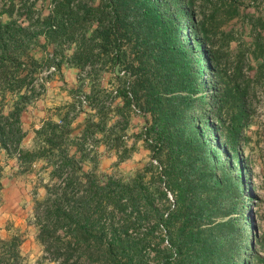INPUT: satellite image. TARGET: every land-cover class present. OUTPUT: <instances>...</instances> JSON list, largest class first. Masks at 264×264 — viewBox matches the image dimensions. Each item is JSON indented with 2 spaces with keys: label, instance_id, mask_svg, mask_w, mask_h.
I'll return each mask as SVG.
<instances>
[{
  "label": "trees",
  "instance_id": "trees-1",
  "mask_svg": "<svg viewBox=\"0 0 264 264\" xmlns=\"http://www.w3.org/2000/svg\"><path fill=\"white\" fill-rule=\"evenodd\" d=\"M71 1L74 0H65V17ZM219 2L215 13L223 8L230 18L239 15L235 0ZM193 3L194 0L186 3L184 0H100L98 7L87 10V15L98 17L96 46L120 50L122 42L112 34L117 25L126 32L136 30V41L145 47L143 66L139 68L142 72L137 70L145 77L135 82L133 97L145 92L148 106L144 113L149 126L145 127L146 139L155 143L159 152L162 143L173 148L178 139V165L162 164V172L152 184L146 183L141 174L125 182L113 175L87 173L83 159L71 151L76 142L71 141L72 123L68 115L62 117L61 123L52 119L44 121L34 131L32 148L23 146L27 133L23 129L22 113L46 90L40 78L41 64L30 55L33 42L41 35L53 42L64 38L68 25L71 23L69 27H73L79 17L67 24L64 17L43 18L38 21L37 32L34 27L3 21V15L16 14V5L0 8V154L4 151L16 161L19 173L29 174L39 165L40 175L45 173L49 177L47 184L43 177L40 180L45 196L35 204L34 219L37 238L51 261L146 264L145 255L152 252L155 264L263 263L256 258V244L251 233H247L250 221L245 217L242 227L233 216L247 189L245 173L240 168L238 180L228 168L233 158L227 156L223 160V151H237L232 145L238 142L245 119V97L240 86L227 88L225 98L219 96L218 83L214 80L216 56L206 44L211 30L208 24L215 19V13L208 16L210 19L204 15L199 23L194 15L187 16L185 12ZM27 11L29 23L33 16ZM78 11L79 16L85 12ZM244 19L250 21L255 32L254 56L263 57L264 61V17L248 15ZM185 31L191 32L188 39ZM93 52L94 48L88 47L85 54L75 53L76 65L91 62ZM239 56L236 69L241 72L245 56ZM208 72L213 78L209 99L204 79ZM230 95L233 99L239 96L237 105L229 106ZM124 98L130 100L128 93ZM227 105L237 112L229 122L226 136L222 130L227 124L224 113ZM207 112L215 116L216 126L206 118ZM198 118L201 119L197 122ZM214 128L215 132L211 133ZM2 178L0 167V198ZM171 194L175 201L173 209H168L173 199ZM245 209L242 206V215ZM16 233L0 241V264L25 263L21 253L23 236ZM249 251L252 254L247 256Z\"/></svg>",
  "mask_w": 264,
  "mask_h": 264
},
{
  "label": "rangeland",
  "instance_id": "rangeland-1",
  "mask_svg": "<svg viewBox=\"0 0 264 264\" xmlns=\"http://www.w3.org/2000/svg\"><path fill=\"white\" fill-rule=\"evenodd\" d=\"M186 1L184 0L185 3ZM219 1L230 3L232 0H194L193 6L186 9V15H194L200 23L204 15L211 17L215 13L214 8ZM235 3L238 16L228 17L226 9L223 8L215 13V19L208 24L211 30L210 39L206 44L210 52H214L213 56H216L213 61L216 75L214 80L218 83L216 86L219 96L223 95L225 98L227 88L229 90L240 86L245 97V119L240 126L238 142L232 145L237 151H223V160H226L227 156L233 158L234 162H230L228 168L238 180L237 173L240 168H243L245 173L247 189L236 204L238 211L234 212L233 216L242 227L245 226V217L250 221L247 233H251V240L256 244V258H260L264 264V61L263 57L258 59L254 56L255 32L250 21L244 19L248 15L264 17V0H235ZM11 4L17 6L16 14L13 17L3 15V21L7 23L12 20L17 26L34 27L37 32L38 21H43V18L64 17L67 24L79 17L74 21L73 27H69L71 23L68 25L69 31L64 38L53 42L41 35L33 42L30 55L41 64L40 78L45 83L46 90L22 113L23 129L27 133L23 141L26 149L32 148L34 131L39 129L44 121L52 119L61 123L62 117L68 115L72 123L71 141L76 142L71 148L72 154L83 159L84 170L89 174L113 175L125 182L141 174L146 183L152 184L151 181L162 172V164L178 165L177 138L174 141L175 147L170 148L168 144L162 143L160 152L155 143L146 139L145 127L148 124L144 110L148 105L144 97L145 92L137 94L133 100L124 98L128 91L134 96L135 82L145 77L139 69L143 66L145 47L136 41V30L126 32L124 28L116 25L112 34L120 38L121 51L119 48L113 49L112 46L101 48L96 46L97 41L94 42L98 37V17L87 15V10L98 7L100 0L71 1L65 9L66 17L63 16L65 0H0V8ZM27 10H30L31 17L33 16L29 23ZM78 10L85 12L82 11L79 16ZM106 24L108 25V22ZM185 32V38L188 39L191 32ZM110 42L113 43L111 40ZM88 47L94 48L92 61L84 62L81 66L76 65L74 54H85L84 51ZM243 54V71L239 72L236 69L237 60L239 55ZM151 62L154 66L155 62L152 59ZM83 65L85 68L82 70ZM135 71L136 73H132ZM211 76L208 72L204 78L208 99L213 92ZM231 95L228 97L229 106H235L239 103V96L236 95L233 99ZM136 98L141 99L138 101ZM83 100L87 102L84 105ZM236 112L228 105L224 108L227 124L224 125L222 134L228 135L229 122ZM206 118L216 126L213 113L207 112ZM200 119L198 118L197 122ZM215 130L214 128L211 133ZM206 135L209 137L208 132ZM211 141L215 147V139ZM36 166L29 174L19 173L16 161L8 158L4 151L0 154V167L3 169L0 241L12 238L18 231V235H22L24 240L21 247L24 264H58L45 255L44 247L37 238L35 204L45 196L40 180L43 177L46 184L50 181L45 173L40 175V166ZM163 179L166 180L164 177ZM154 184L156 185L155 182ZM162 186L167 188L165 183H162ZM171 197L173 198V194ZM174 201V198L171 199L168 209H173ZM242 206L246 207L244 216L241 213ZM161 234L165 236L164 232ZM250 254L252 253L249 251L247 256ZM146 257V264H155V255L152 252L149 256L146 254Z\"/></svg>",
  "mask_w": 264,
  "mask_h": 264
},
{
  "label": "built area",
  "instance_id": "built-area-1",
  "mask_svg": "<svg viewBox=\"0 0 264 264\" xmlns=\"http://www.w3.org/2000/svg\"><path fill=\"white\" fill-rule=\"evenodd\" d=\"M127 93H128L129 98L133 100L134 97H133L132 93H131L130 91H128ZM82 103H83V105H84V104H86L87 102H86V100H83ZM77 107L79 108V105H78ZM133 108H134L136 111H138V110L136 109L135 105H133Z\"/></svg>",
  "mask_w": 264,
  "mask_h": 264
}]
</instances>
